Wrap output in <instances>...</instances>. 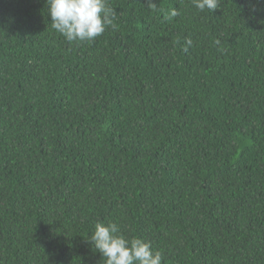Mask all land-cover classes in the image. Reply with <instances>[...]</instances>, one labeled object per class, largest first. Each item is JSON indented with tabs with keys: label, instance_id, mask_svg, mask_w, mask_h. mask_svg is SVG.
I'll return each instance as SVG.
<instances>
[{
	"label": "trees",
	"instance_id": "trees-1",
	"mask_svg": "<svg viewBox=\"0 0 264 264\" xmlns=\"http://www.w3.org/2000/svg\"><path fill=\"white\" fill-rule=\"evenodd\" d=\"M151 2L70 43L0 0V264H105L97 222L163 264H264V0Z\"/></svg>",
	"mask_w": 264,
	"mask_h": 264
},
{
	"label": "clouds",
	"instance_id": "clouds-1",
	"mask_svg": "<svg viewBox=\"0 0 264 264\" xmlns=\"http://www.w3.org/2000/svg\"><path fill=\"white\" fill-rule=\"evenodd\" d=\"M191 3L201 12L214 11L219 6V0H191ZM149 6L155 4L149 0ZM47 9L52 28L70 43L94 41L114 25L116 16L108 0H47ZM178 14L176 9L170 12L171 17ZM185 43L190 46L192 41L187 39ZM90 241L105 264H163L161 251H154L150 242L139 237L128 239L116 222H97Z\"/></svg>",
	"mask_w": 264,
	"mask_h": 264
}]
</instances>
